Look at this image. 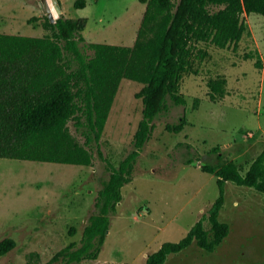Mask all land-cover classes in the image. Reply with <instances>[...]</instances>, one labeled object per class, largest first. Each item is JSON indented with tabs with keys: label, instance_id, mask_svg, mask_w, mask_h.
Wrapping results in <instances>:
<instances>
[{
	"label": "rangeland",
	"instance_id": "obj_1",
	"mask_svg": "<svg viewBox=\"0 0 264 264\" xmlns=\"http://www.w3.org/2000/svg\"><path fill=\"white\" fill-rule=\"evenodd\" d=\"M22 1L0 0V33L46 35L44 18L53 22L60 14L41 11L39 0L22 8ZM75 1L64 0L62 15L86 18L82 35L90 43L104 37L106 44L129 46L146 8L139 0H85V7L77 9ZM244 18L252 39H244L236 50L213 49L200 72L185 75L181 82L186 104L170 103L169 110L154 119L133 179L122 187V200L110 217L99 258L79 264H146V257L163 243L178 242L201 217H207L218 198L216 177L203 172L201 165L233 161L246 172L255 158L249 144L264 129V18L255 13ZM256 50L261 69L253 59H244ZM218 76L226 78L227 93L223 100L211 102L207 81ZM141 88L138 82L122 79L110 108L99 147L115 166L133 150L142 118V102L136 98ZM182 116L184 129L168 132L166 124L177 123ZM68 126L82 143L73 123ZM215 147L217 152L212 151ZM107 178L96 151L89 166L0 158V240L11 237L17 242L0 264H46L65 246L79 244ZM219 212L230 231L213 253L193 243L169 255L165 264H264V194L227 182ZM72 227L76 232L70 236ZM205 227H210L207 221Z\"/></svg>",
	"mask_w": 264,
	"mask_h": 264
},
{
	"label": "trees",
	"instance_id": "obj_2",
	"mask_svg": "<svg viewBox=\"0 0 264 264\" xmlns=\"http://www.w3.org/2000/svg\"><path fill=\"white\" fill-rule=\"evenodd\" d=\"M139 1L146 8L132 46L87 42L82 35L87 19L62 14L53 22L44 18L42 25L48 33L42 37L0 33V158L89 166L96 151L108 173L79 244L65 246L46 264H79L99 258L110 217L122 200V187L133 179L137 159L152 136L154 119L166 113L170 103L186 104L181 82L185 75L200 72L199 66L213 49L232 46L236 50L244 39H252L245 15L264 18V0ZM73 5L82 9L86 1L76 0ZM244 59H253L257 69L263 67L257 50ZM122 79L142 85L136 98L143 108L133 150L115 166L103 157L99 145ZM226 85L223 76L210 78L208 99L223 100ZM70 122L82 143L71 133ZM185 125L182 116L177 123L166 124V130L179 133ZM191 162L188 159L186 164ZM200 168L216 177L218 198L207 217H201L178 242L163 243L146 257V264H165L169 255L193 243L204 252L215 251L230 231L219 219L227 182L264 194V148L245 173L233 161ZM75 232L74 227L69 229L70 236ZM16 246L11 237L0 240V258Z\"/></svg>",
	"mask_w": 264,
	"mask_h": 264
},
{
	"label": "crops",
	"instance_id": "obj_3",
	"mask_svg": "<svg viewBox=\"0 0 264 264\" xmlns=\"http://www.w3.org/2000/svg\"><path fill=\"white\" fill-rule=\"evenodd\" d=\"M5 2H6V0H4ZM34 1L35 0H23L22 1V8H24V7H27V6H33L34 5ZM40 1V0H39ZM57 1H59V6H60V10H61V13L60 14H63V4H64V0H57ZM41 2V1H40ZM7 4V3H6ZM144 6L146 7V5L144 4ZM8 7V6H7ZM145 10V9H144ZM41 11H43L44 12V9H43V6H42V2H41ZM9 12H12V10L11 9H9ZM139 28V27H138ZM138 28H137V30L136 31H138ZM132 31V30H131ZM84 32V31H83ZM4 33H7V34H14V33H11L10 31H6V32H4ZM21 35V34H20ZM136 35H137V32H136V34L134 35V40H133V42L129 45V46H132L133 44H134V41H135V39H136ZM131 36V35H130ZM129 36V37H130ZM110 39V38H109ZM111 40H113V39H110V41ZM98 41H102V42H96V43H106V39L104 38V37H99V39H98ZM257 43V42H256ZM249 146H250V149H253L254 150V152L252 151V153H254V157H256L262 150H263V148H264V129L261 131V133H260V136H259V138L255 141V142H253V143H251V144H249ZM242 154V153H241ZM253 161V160H252Z\"/></svg>",
	"mask_w": 264,
	"mask_h": 264
},
{
	"label": "water",
	"instance_id": "obj_4",
	"mask_svg": "<svg viewBox=\"0 0 264 264\" xmlns=\"http://www.w3.org/2000/svg\"><path fill=\"white\" fill-rule=\"evenodd\" d=\"M40 1L42 2V6H43V9H44L45 13L46 12H50L51 11V7L54 8L56 13H58V14L61 13V10L59 8L57 0H40Z\"/></svg>",
	"mask_w": 264,
	"mask_h": 264
}]
</instances>
